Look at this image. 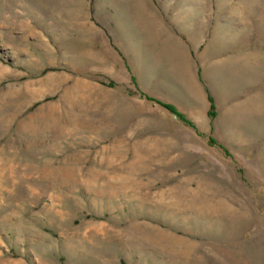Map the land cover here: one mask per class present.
<instances>
[{"label": "rangeland", "instance_id": "rangeland-1", "mask_svg": "<svg viewBox=\"0 0 264 264\" xmlns=\"http://www.w3.org/2000/svg\"><path fill=\"white\" fill-rule=\"evenodd\" d=\"M164 1L0 0V264H264V0Z\"/></svg>", "mask_w": 264, "mask_h": 264}, {"label": "crops", "instance_id": "crops-1", "mask_svg": "<svg viewBox=\"0 0 264 264\" xmlns=\"http://www.w3.org/2000/svg\"><path fill=\"white\" fill-rule=\"evenodd\" d=\"M166 2L167 1H164V0H157V2H155L154 3V6L156 5L157 7V9L159 10L160 9V11H161V9L162 10H164L163 12H162V16L164 17V14H165V12L167 11L166 9H165V7L167 6L166 5ZM174 5H175V3H173ZM178 4H179V2H178ZM165 6V7H164ZM142 9V8H141ZM159 11V12H160ZM144 12H145V10H144ZM150 12H151V10H150ZM153 12V11H152ZM146 13V12H145ZM154 13V12H153ZM153 13H151V14H148L149 16H151L150 17V19L153 17ZM155 13H157V14H159L157 11H155ZM154 13V15L155 16H157L156 14ZM146 15H147V13H146ZM150 19H148L149 21L147 22V23H144V26H146L147 27V29H148V32H150V33H153V35H160V33H161V31H163V28H164V26H163V23H164V21H157L158 19H152V20H150ZM128 22V21H127ZM160 22V23H159ZM120 24H118V22H117V24H116V33L117 34H119L120 36L122 35V34H124V33H128L129 32V28L131 27L130 25H129V23L127 24L126 22H125V24L124 25H120ZM122 26V27H121ZM207 99H208V106H210V100H209V98L207 97Z\"/></svg>", "mask_w": 264, "mask_h": 264}, {"label": "trees", "instance_id": "trees-1", "mask_svg": "<svg viewBox=\"0 0 264 264\" xmlns=\"http://www.w3.org/2000/svg\"><path fill=\"white\" fill-rule=\"evenodd\" d=\"M164 107H166L168 110L172 111L173 113H176L175 112V109L173 106L169 105V104H162ZM212 107V106H211ZM211 114H213V112L211 111ZM176 115H179V114H176Z\"/></svg>", "mask_w": 264, "mask_h": 264}]
</instances>
